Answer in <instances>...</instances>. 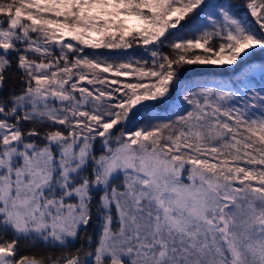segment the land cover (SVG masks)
Listing matches in <instances>:
<instances>
[{"label": "snow or ice", "instance_id": "obj_1", "mask_svg": "<svg viewBox=\"0 0 264 264\" xmlns=\"http://www.w3.org/2000/svg\"><path fill=\"white\" fill-rule=\"evenodd\" d=\"M246 8L0 0V264H264V0ZM196 64L238 79L185 81Z\"/></svg>", "mask_w": 264, "mask_h": 264}, {"label": "trees", "instance_id": "obj_2", "mask_svg": "<svg viewBox=\"0 0 264 264\" xmlns=\"http://www.w3.org/2000/svg\"><path fill=\"white\" fill-rule=\"evenodd\" d=\"M216 2H222V0H216ZM228 2L235 5V11L237 12L238 16L254 22L255 18L250 16V10L246 8L247 0H228ZM133 23L136 22L133 21ZM68 38L69 37L66 36V39ZM167 50L168 49H165V51ZM88 51H92V50L89 49ZM100 51H105V50H100ZM197 51H202V50H197ZM248 62L254 64L256 67V71L253 74L252 83H254L257 88L264 87V76H262L258 71L259 66L261 64H264V50H260V49L256 50L249 58ZM241 67H243V65H241ZM233 69H235V72L239 71V68H236L235 65H233L232 68H229L227 65L224 66L200 65V64L186 65L181 71V76L185 81L197 80V81H208L209 83L228 82L238 79ZM120 79L122 81L134 80L133 77H127V78L121 77ZM134 126H135L134 123L129 124L130 128ZM95 230H96V225L93 224L92 228L90 229V233L95 235ZM22 251L43 252L44 249L42 248L31 249L30 245L24 244L22 245Z\"/></svg>", "mask_w": 264, "mask_h": 264}, {"label": "rangeland", "instance_id": "obj_3", "mask_svg": "<svg viewBox=\"0 0 264 264\" xmlns=\"http://www.w3.org/2000/svg\"><path fill=\"white\" fill-rule=\"evenodd\" d=\"M212 2H214V3H215V2H216V0H212Z\"/></svg>", "mask_w": 264, "mask_h": 264}]
</instances>
